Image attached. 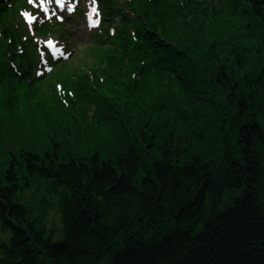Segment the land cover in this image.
I'll return each instance as SVG.
<instances>
[{
  "label": "trees",
  "instance_id": "16d2710c",
  "mask_svg": "<svg viewBox=\"0 0 264 264\" xmlns=\"http://www.w3.org/2000/svg\"><path fill=\"white\" fill-rule=\"evenodd\" d=\"M215 1L150 0L70 114L0 53V264H264V0Z\"/></svg>",
  "mask_w": 264,
  "mask_h": 264
},
{
  "label": "rangeland",
  "instance_id": "374dc122",
  "mask_svg": "<svg viewBox=\"0 0 264 264\" xmlns=\"http://www.w3.org/2000/svg\"><path fill=\"white\" fill-rule=\"evenodd\" d=\"M75 19H77V18H75ZM65 29L68 31V39L70 40L71 47H75V51L72 53V55L70 54V56H71L70 58L71 59L73 58L72 60H73V62H75L74 58L77 55L82 53V48L88 42L89 31L85 30L81 23L77 22L74 25H72L68 21H66ZM88 63H90V62H88ZM76 65H79V64H76ZM48 80H49V78H48ZM33 100H42V98L40 96L35 97V95H34L33 96ZM262 108H264V107H262ZM263 115H264V113H263ZM98 133L102 137L107 138V136L104 134V132L99 131ZM11 139H12V136L9 139L7 138L6 142L4 141L5 142L4 144H5L6 147H13L14 146L15 143L11 142L12 141ZM221 145L222 144H220V146ZM223 148H224V145H222L220 148H217L214 152L211 153L212 155H214V158H219L220 157V154H221ZM138 176L139 177L143 176V172L139 171ZM231 195L232 194L229 193V192L224 193L223 197L221 198V201L218 203V205H219L218 208L219 209H222L226 205L229 204ZM44 221H45L44 223H45L46 228H48L49 230L50 229L54 230L56 227L58 228V229H56L54 231V237H57L58 233H59L60 222H59L57 214L55 213V210H54L53 206L50 207L47 210V216L45 217ZM51 221L54 222V223H52ZM0 235L3 236L1 231H0Z\"/></svg>",
  "mask_w": 264,
  "mask_h": 264
},
{
  "label": "snow or ice",
  "instance_id": "6c2138e0",
  "mask_svg": "<svg viewBox=\"0 0 264 264\" xmlns=\"http://www.w3.org/2000/svg\"><path fill=\"white\" fill-rule=\"evenodd\" d=\"M53 2H54L56 5H58V6H60V7H63V6H64V3H65V0H41L40 7L43 9V12H44L45 14H48V12H49L48 4H49V3H53ZM92 2L95 3V0H92ZM28 3H29V4H32V3H33V0H28ZM72 10H73V6H72V5H69V6H68V11H72ZM93 10H95V9H93ZM53 14H54V13H53ZM22 15H23L25 18L29 19V20L33 19V17H32L28 12H23ZM56 18H57V19H63L62 16H57ZM89 19L91 20V15H90V14H89ZM48 43H49V46H51L52 41L49 40Z\"/></svg>",
  "mask_w": 264,
  "mask_h": 264
},
{
  "label": "bare ground",
  "instance_id": "6f19581e",
  "mask_svg": "<svg viewBox=\"0 0 264 264\" xmlns=\"http://www.w3.org/2000/svg\"><path fill=\"white\" fill-rule=\"evenodd\" d=\"M2 134H3V135H5L4 133H2ZM7 135H8V134H7ZM7 135H6V136H7ZM7 138L9 139L10 137H9V136H7L5 139H7Z\"/></svg>",
  "mask_w": 264,
  "mask_h": 264
}]
</instances>
